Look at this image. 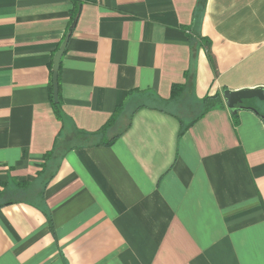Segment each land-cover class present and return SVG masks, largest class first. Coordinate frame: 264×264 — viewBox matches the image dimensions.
<instances>
[{"label":"crops","instance_id":"0c3cea01","mask_svg":"<svg viewBox=\"0 0 264 264\" xmlns=\"http://www.w3.org/2000/svg\"><path fill=\"white\" fill-rule=\"evenodd\" d=\"M257 87L264 0H0V264H264Z\"/></svg>","mask_w":264,"mask_h":264},{"label":"water","instance_id":"95a60500","mask_svg":"<svg viewBox=\"0 0 264 264\" xmlns=\"http://www.w3.org/2000/svg\"><path fill=\"white\" fill-rule=\"evenodd\" d=\"M69 35L66 37L65 41L61 45L60 49L54 56L53 60V76H52V85H53V94L54 100L59 101V81H58V72L60 67V62L62 55L65 51ZM224 101L227 107L237 113L241 109L250 108L254 112L259 113L255 107H248L243 104L247 99L257 98L261 101H264V87H257L254 89H242L238 91H231L229 89L224 90L223 92ZM264 120V114L260 115Z\"/></svg>","mask_w":264,"mask_h":264},{"label":"trees","instance_id":"16d2710c","mask_svg":"<svg viewBox=\"0 0 264 264\" xmlns=\"http://www.w3.org/2000/svg\"><path fill=\"white\" fill-rule=\"evenodd\" d=\"M204 1V0H203ZM192 38V37H191ZM186 89V86L184 85H178V84H175L173 85L172 87V97H176L178 96L182 91H184ZM50 90H51V101H52V104H53V108L55 110V113L57 114V116H61L62 114V110H61V101H60V98H59V101H54V94H53V85H51L50 87ZM60 96V94H59ZM222 105V99L221 97L217 96V95H213V96H207L205 97L203 100H202V112L201 114L196 117L192 123L197 120L199 117H201L203 114H205L207 111H209L210 109H213L215 107H218ZM235 113V112H234ZM192 123L190 124H187V125H184L183 126V129L185 128H188ZM235 123H238V120L237 118L235 119ZM110 125H106L105 128L109 127ZM102 132V131H100Z\"/></svg>","mask_w":264,"mask_h":264}]
</instances>
